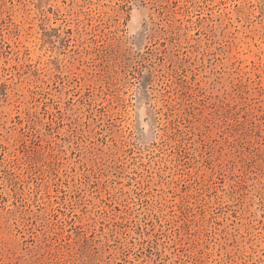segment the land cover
<instances>
[{"label":"rangeland","instance_id":"rangeland-1","mask_svg":"<svg viewBox=\"0 0 264 264\" xmlns=\"http://www.w3.org/2000/svg\"><path fill=\"white\" fill-rule=\"evenodd\" d=\"M0 264H264V0H0Z\"/></svg>","mask_w":264,"mask_h":264}]
</instances>
